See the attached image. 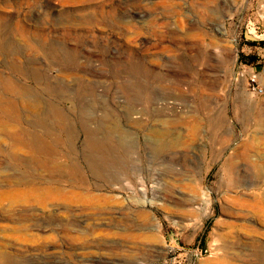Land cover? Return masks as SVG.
I'll list each match as a JSON object with an SVG mask.
<instances>
[{
    "label": "rangeland",
    "instance_id": "obj_1",
    "mask_svg": "<svg viewBox=\"0 0 264 264\" xmlns=\"http://www.w3.org/2000/svg\"><path fill=\"white\" fill-rule=\"evenodd\" d=\"M0 78V264H264V0H0Z\"/></svg>",
    "mask_w": 264,
    "mask_h": 264
},
{
    "label": "bare ground",
    "instance_id": "obj_2",
    "mask_svg": "<svg viewBox=\"0 0 264 264\" xmlns=\"http://www.w3.org/2000/svg\"><path fill=\"white\" fill-rule=\"evenodd\" d=\"M1 79V78H0ZM11 103V102H10ZM4 105V104H3ZM9 106H10V104H9ZM94 135V134H93ZM93 135H89L92 139H94V137H93ZM25 144L26 145V147H28V148H31V149H33L34 150V147L35 148H38L39 147V144L35 141L34 143L32 142V144H30L29 145V143H26V141H22V142H18V144ZM29 145V146H28ZM158 146V145H157ZM166 146V145H165ZM167 147V146H166ZM156 149V148H155ZM36 150V149H35ZM88 169H89V171H93V169H92V164H91V161L89 160V158H88ZM94 172V171H93ZM264 259V258H263ZM262 261H264V260H262Z\"/></svg>",
    "mask_w": 264,
    "mask_h": 264
},
{
    "label": "built area",
    "instance_id": "obj_3",
    "mask_svg": "<svg viewBox=\"0 0 264 264\" xmlns=\"http://www.w3.org/2000/svg\"><path fill=\"white\" fill-rule=\"evenodd\" d=\"M256 79V77H254Z\"/></svg>",
    "mask_w": 264,
    "mask_h": 264
}]
</instances>
